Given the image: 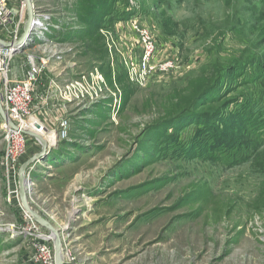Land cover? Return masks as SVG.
Returning <instances> with one entry per match:
<instances>
[{"label":"rangeland","instance_id":"obj_1","mask_svg":"<svg viewBox=\"0 0 264 264\" xmlns=\"http://www.w3.org/2000/svg\"><path fill=\"white\" fill-rule=\"evenodd\" d=\"M35 6L40 25L19 40L11 68L23 77L30 57L42 65L35 114L55 142L28 167L30 203L61 229L79 262L264 264V151H257L264 133L250 130L241 119L247 115L236 112L248 85L244 75L258 79L264 72V0H35ZM134 23L150 29L165 56L176 55L174 72L146 84L131 78ZM191 97L220 103L199 106L196 122L172 117ZM221 108L225 120L209 122L207 112ZM64 117L69 138L60 140L55 129ZM27 140L33 155L40 152L36 138ZM1 167L6 198L3 159ZM5 198L0 264H30L32 236L13 232L28 221Z\"/></svg>","mask_w":264,"mask_h":264},{"label":"built area","instance_id":"obj_2","mask_svg":"<svg viewBox=\"0 0 264 264\" xmlns=\"http://www.w3.org/2000/svg\"><path fill=\"white\" fill-rule=\"evenodd\" d=\"M25 12V0H0V38L12 43L9 46L0 44V93L4 109L17 125V127H12L2 120L0 127L6 141L3 158L7 188L6 201L11 206L20 208L24 219L28 221L26 228L23 227L18 231L13 229V232H17V236L26 234V237L29 235L33 238L27 257L28 262L30 264H55L53 242L49 232L23 209L19 193V168L23 157L30 150L27 140L29 135L24 130L30 129L35 132L36 130H47L43 121L35 114V110L38 108L35 97L36 82L42 71V65L33 57H30L26 65L28 69L25 67L24 76L21 79H14L10 73L11 62L26 21ZM40 15L39 8L36 7L35 23L32 31L37 32L40 25ZM133 31L137 35L138 51L136 63L132 67L129 66L131 78L140 84H146L158 76H165L175 71L177 66L176 55L174 56L172 53L170 56H165L163 46L155 39L150 29L134 23ZM41 60L45 62L44 57ZM77 87L73 91L75 96H78L77 90H81ZM68 91H70L69 87L68 90H65L66 96L70 94ZM73 93L71 91V95ZM32 117L37 118L35 123L31 122ZM70 122L68 117L59 120L58 127L55 129L58 139L69 138ZM26 180L28 188H33L31 167L27 170ZM32 191L29 192V199L32 198ZM62 239L65 264H81L75 253L65 245L63 236Z\"/></svg>","mask_w":264,"mask_h":264},{"label":"water","instance_id":"obj_3","mask_svg":"<svg viewBox=\"0 0 264 264\" xmlns=\"http://www.w3.org/2000/svg\"><path fill=\"white\" fill-rule=\"evenodd\" d=\"M25 3H26L27 18L24 23L23 33L21 35L20 41L24 40L28 36L30 31L34 28V23H35V11H36L35 0H25ZM0 44L3 46H9L12 43L0 38ZM31 45H33V43H31L29 46ZM0 116L5 122L9 123L12 127H17L15 122L10 118L8 112L4 109L1 93H0ZM24 132L27 135L32 136L39 141L41 145V150L40 152L35 153L32 157L28 158L20 165L18 184H19V193H20V200L22 203V207L38 224H40L49 232L50 238L53 242L55 264H65V260L63 256V239L61 234L62 231L61 229L57 228L49 218H47L45 215L40 213L32 206L29 199V192L32 191L33 188L32 187L28 188L27 180H26V173L28 167L34 164V161L38 157L44 156L48 148L49 142L45 137L30 129H25ZM63 232H67V231L63 230Z\"/></svg>","mask_w":264,"mask_h":264},{"label":"trees","instance_id":"obj_4","mask_svg":"<svg viewBox=\"0 0 264 264\" xmlns=\"http://www.w3.org/2000/svg\"><path fill=\"white\" fill-rule=\"evenodd\" d=\"M90 25L89 28H92ZM254 75H252V72H247L244 75V81H246L248 83V85H246L245 87V95L243 96L242 101H244L243 103L237 102V106L236 109L239 108L236 112L239 114H245L246 116H241L242 120H245L246 124L248 125L249 129L252 131H257V133H264V72L262 74L259 75L258 79H253ZM213 92L212 91H208V93ZM194 97H191L187 100H185V106L181 107L179 106L178 110L172 115V117H176V116H189L194 118L192 122H196L198 120V118H196L195 114L196 113V109L200 106V107H206L209 105H214L217 103H220V101L218 99H214L215 97H205L202 98L201 100H196ZM200 101H203L202 103H200ZM195 103V107L191 106V103ZM181 107V108H180ZM221 109H214L211 110L209 112H207L206 116L207 119L209 120V122H216V121H220L223 122L224 119V114L223 111H221ZM249 116V117H248ZM251 116V118H250ZM203 125L206 124V121L201 120V122H199ZM262 126V127H261ZM212 129H213V125H211ZM216 131V130H215ZM260 136V134H259ZM259 140L261 141L260 146L258 147L257 151H264V135L262 138L258 137ZM262 153H260L258 155L261 156ZM264 158V157H263Z\"/></svg>","mask_w":264,"mask_h":264},{"label":"crops","instance_id":"obj_5","mask_svg":"<svg viewBox=\"0 0 264 264\" xmlns=\"http://www.w3.org/2000/svg\"><path fill=\"white\" fill-rule=\"evenodd\" d=\"M10 73H11V75L13 76V78L14 79H21L22 78V75L21 74H19V72L18 71H15L14 69H12L11 68V70H10ZM18 73V74H17ZM2 118L0 119V125H1V123H2ZM0 133L2 134V131H1V128H0ZM0 134V135H1ZM3 135V134H2ZM3 139V138H2ZM3 142H4V144H5V141H4V139H3ZM4 145H0V154H1V158H0V169H2V159H3V155H4ZM28 155H26V157H24V160H22V163L24 162V161H26L28 158H30L32 155H33V153H34V151L30 148V150L28 151ZM5 198V197H4ZM3 197H1L0 196V200H3L4 199ZM5 200H6V198H5Z\"/></svg>","mask_w":264,"mask_h":264},{"label":"bare ground","instance_id":"obj_6","mask_svg":"<svg viewBox=\"0 0 264 264\" xmlns=\"http://www.w3.org/2000/svg\"><path fill=\"white\" fill-rule=\"evenodd\" d=\"M36 121H37V118L32 117L31 122L35 123ZM36 132L42 135L43 137H45L48 140V142H51V144L55 142V133L53 131H46L45 129H43V130H36Z\"/></svg>","mask_w":264,"mask_h":264}]
</instances>
